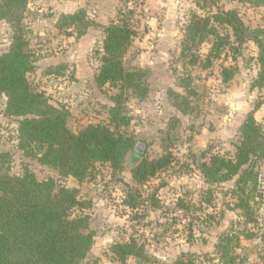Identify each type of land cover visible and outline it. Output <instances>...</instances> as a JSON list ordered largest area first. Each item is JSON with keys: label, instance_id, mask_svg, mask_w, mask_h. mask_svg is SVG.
I'll list each match as a JSON object with an SVG mask.
<instances>
[{"label": "rangeland", "instance_id": "rangeland-1", "mask_svg": "<svg viewBox=\"0 0 264 264\" xmlns=\"http://www.w3.org/2000/svg\"><path fill=\"white\" fill-rule=\"evenodd\" d=\"M218 7L235 9L245 24L264 29V5L241 0H220L210 8L198 6L195 0L28 1L22 24L35 53V70L29 79L52 105L66 109L74 133L109 121L111 96L117 90L96 81L105 27L117 21L120 12L131 10L138 31L124 61L127 68L145 71L148 94L140 99L130 92L126 97L124 112L132 119L127 129L139 145L120 173L109 164L97 163L90 176L79 182L26 155L18 148L19 120L6 115L7 98L0 95V150L11 154V173L21 175L28 166L39 180L54 178L58 185L77 188L80 199L92 202L88 209L74 210L90 216L94 233L91 251L79 264H121L111 247L132 238L144 245L148 258L129 257L127 264H176L190 254L212 264L219 260L216 244L227 232L240 236V247L234 252L238 264H264V158L255 170L252 222L235 206L236 180L210 187L196 162L204 151L233 155L240 126L256 103L264 101V88L253 86L259 50L252 41L243 45L237 59L225 48L207 68L183 66L181 45L191 15L205 16ZM79 10H85L91 21L84 35L78 36L74 29L69 35L58 28L62 15ZM12 38L10 23L0 20L1 52L10 48ZM210 48V43H204L199 55L205 59ZM224 68L234 69L235 74L228 78ZM184 77L192 80L188 87L182 84ZM183 97L189 100V113L182 110L186 103L180 106ZM255 117L264 127V104ZM166 147L173 154L170 167L137 184L132 168L141 157L158 158ZM129 195L139 201L137 207L126 204Z\"/></svg>", "mask_w": 264, "mask_h": 264}, {"label": "trees", "instance_id": "trees-1", "mask_svg": "<svg viewBox=\"0 0 264 264\" xmlns=\"http://www.w3.org/2000/svg\"><path fill=\"white\" fill-rule=\"evenodd\" d=\"M28 1L0 0V20L6 19L13 29L10 48L6 52L0 51V95L7 98L6 115L19 120L18 148L79 182L90 176L97 163L109 164L115 173L122 172L128 156L138 144L135 134L127 129L132 119L124 112V103L130 92L140 99L148 94L145 71L127 68L124 61L138 34L132 23L133 12H120L118 20L105 27L101 67L96 81L100 86L109 84L117 90L111 96L113 105L109 107V121L90 124L74 133L68 126L66 109L52 105L47 94L29 79V74L35 70V53L22 24ZM195 1L202 8L218 6L220 2ZM241 1L264 5V0ZM90 25L85 10L64 14L58 21V28L69 35L74 29L78 36H82ZM250 41L259 50V72L253 86L264 88V29L245 24L235 9L218 7L205 16L191 15L181 45L183 66L207 68L225 48H229L232 57L237 59L243 45ZM204 43L211 44L207 60L199 55ZM224 72L228 78L235 74L232 68H224ZM191 82L186 77L182 79L183 86L188 87ZM176 96L180 97L177 93ZM263 104L264 101L256 103L247 114L239 128L233 155H208L204 151L201 159L196 161L210 187L236 180L232 190L237 196L235 206L242 211L247 222L254 220L251 192L258 182L257 163L264 158V127L255 117ZM180 106L184 113L190 112L187 97H183ZM172 161L173 154L167 147L158 158L141 157L132 168L133 178L137 184H145L151 177L167 170ZM10 164L11 154L0 150V264H79L91 251L94 233L90 229V216L74 214V210L88 209L92 202L80 199L77 188L58 185L54 178L39 180L28 166L23 174L14 175ZM129 196L126 204L137 207L139 201ZM248 237L251 238L252 234ZM240 241L239 234L224 233L216 244L219 260L212 264H238L234 252L240 247ZM111 250L121 264H127L129 257L148 258L144 245L134 238L114 244ZM176 264L206 263L190 254L179 258Z\"/></svg>", "mask_w": 264, "mask_h": 264}, {"label": "water", "instance_id": "water-1", "mask_svg": "<svg viewBox=\"0 0 264 264\" xmlns=\"http://www.w3.org/2000/svg\"><path fill=\"white\" fill-rule=\"evenodd\" d=\"M137 145H139V143ZM145 148V145H142V153L144 152Z\"/></svg>", "mask_w": 264, "mask_h": 264}]
</instances>
